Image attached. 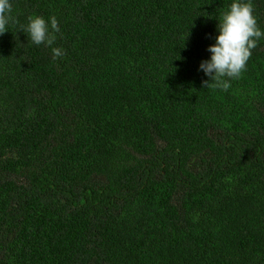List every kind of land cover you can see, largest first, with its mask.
Returning <instances> with one entry per match:
<instances>
[{
  "label": "trees",
  "instance_id": "trees-1",
  "mask_svg": "<svg viewBox=\"0 0 264 264\" xmlns=\"http://www.w3.org/2000/svg\"><path fill=\"white\" fill-rule=\"evenodd\" d=\"M231 3L12 0L0 264H264V40L226 91L200 70Z\"/></svg>",
  "mask_w": 264,
  "mask_h": 264
},
{
  "label": "clouds",
  "instance_id": "clouds-1",
  "mask_svg": "<svg viewBox=\"0 0 264 264\" xmlns=\"http://www.w3.org/2000/svg\"><path fill=\"white\" fill-rule=\"evenodd\" d=\"M12 11V0H0V35L9 31L14 22ZM21 30L32 44H45L51 48L54 60L65 54L62 48L54 47L56 34L60 32L56 17L46 19L34 15L26 25H21ZM218 33L215 43L208 48L211 56L201 62L200 70L209 77L203 82L205 87L214 86L226 91L231 87V81L239 79L246 70L253 49L264 40V29L254 14L252 0H232L219 19Z\"/></svg>",
  "mask_w": 264,
  "mask_h": 264
}]
</instances>
